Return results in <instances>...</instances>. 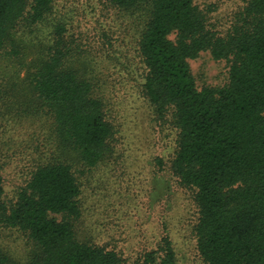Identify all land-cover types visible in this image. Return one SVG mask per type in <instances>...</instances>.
I'll list each match as a JSON object with an SVG mask.
<instances>
[{
    "label": "trees",
    "instance_id": "16d2710c",
    "mask_svg": "<svg viewBox=\"0 0 264 264\" xmlns=\"http://www.w3.org/2000/svg\"><path fill=\"white\" fill-rule=\"evenodd\" d=\"M109 2L140 13L141 94L157 117L173 111L178 134L170 171L194 191L199 256L205 264H264V0H248L224 35L209 27L194 0ZM53 3L0 0V61L25 67L58 149L92 169L114 153L98 61L67 37L63 21L51 24L45 44H26L21 36L49 20ZM205 51L229 63L226 85L196 87L189 61ZM81 193L72 166L59 158L37 166L10 207L0 177V225L25 233L35 248L25 264H126L115 251L77 236ZM176 258L164 236L137 264H177ZM0 264L20 263L0 251Z\"/></svg>",
    "mask_w": 264,
    "mask_h": 264
},
{
    "label": "rangeland",
    "instance_id": "374dc122",
    "mask_svg": "<svg viewBox=\"0 0 264 264\" xmlns=\"http://www.w3.org/2000/svg\"><path fill=\"white\" fill-rule=\"evenodd\" d=\"M53 13L34 34H22L26 44L47 43L55 21L66 23L67 37L77 40L98 61L101 90L107 95L115 133L114 153L97 167L86 169L58 149L52 122L25 80V67L0 61V177L3 202L10 207L35 168L59 158L72 166L82 193L77 236L115 251L126 264H137L167 236L177 264H205L198 254L194 226V191L181 187L170 171L177 143L173 111L154 113L141 94L143 65L137 52L136 21L140 13L123 11L109 0H53ZM248 0H194L206 13L209 27L224 35L233 14ZM174 39V35L170 36ZM198 89L228 83L229 63L214 60L209 51L189 61ZM33 243L20 230L0 225V251L15 262L33 258Z\"/></svg>",
    "mask_w": 264,
    "mask_h": 264
}]
</instances>
